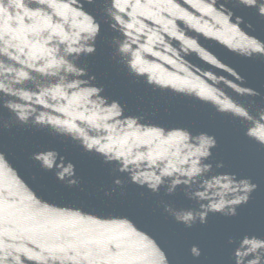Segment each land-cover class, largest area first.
<instances>
[{
    "label": "water",
    "instance_id": "obj_1",
    "mask_svg": "<svg viewBox=\"0 0 264 264\" xmlns=\"http://www.w3.org/2000/svg\"><path fill=\"white\" fill-rule=\"evenodd\" d=\"M120 2L138 5L136 12L143 13L138 18L146 34L139 36L132 50L140 52L144 73L134 75L120 62L113 37L121 41L125 37L110 27L111 20L103 12L110 3L103 0L85 4L101 21L102 29L97 51L81 56L80 66H87L89 74L95 73V83L105 86L104 94L119 99L126 115L141 116L140 123L146 127L163 128L165 135L170 129L184 128L193 134L214 136L217 145L205 161L214 166L208 175L228 173L236 179L250 178L259 187L247 204L239 206L237 216L210 212L207 223L197 221L187 228L175 214L198 209L199 203L186 194L190 190L185 185L168 194V181L155 193L132 183L127 173L116 170L115 163H105L95 151H84L70 137L34 125L31 119L27 124L16 120L3 101H19L0 92V260L4 264H17L13 259L17 255L18 264H89L79 257L45 259L53 232L62 236L74 233L86 241L115 239L121 247L107 243L104 255L109 259L101 264H121L128 258H132V264H235L233 252L237 245L229 243V237L234 242L245 235L264 238V55L248 54L251 41L264 44V16L238 0H215L214 4L213 0ZM25 3L35 6L34 0ZM209 7L218 11H208ZM229 10L233 12L232 22L225 23L219 13ZM237 16L243 18L238 25ZM4 27L0 14V32ZM7 27L16 28V22L8 21ZM149 36L154 43H149ZM180 36L195 42V48H188L187 54L184 49L188 46ZM141 45L151 47L152 52ZM156 52L159 55L153 54ZM130 56L125 54V59ZM0 63L19 67L2 55ZM31 75L32 79L20 87L36 91V85L58 82V78L36 72ZM149 77L152 84L147 83ZM240 88L260 94H241L237 91ZM230 103L245 108L248 116L226 109ZM32 107L37 113L64 118L41 105ZM9 121L12 127L5 128L3 123ZM48 153L52 154L51 169L34 158ZM218 161L224 162L223 168L215 167ZM68 163L74 166V175L58 179L57 172ZM117 178L122 185L115 183ZM70 180L75 183L70 184ZM165 203L170 211H165ZM25 220L45 228L21 232L18 225ZM194 246L202 251L200 257L192 255ZM17 247L23 251L16 252ZM88 247L95 250L104 244ZM53 254L65 255L59 251Z\"/></svg>",
    "mask_w": 264,
    "mask_h": 264
},
{
    "label": "clouds",
    "instance_id": "obj_2",
    "mask_svg": "<svg viewBox=\"0 0 264 264\" xmlns=\"http://www.w3.org/2000/svg\"><path fill=\"white\" fill-rule=\"evenodd\" d=\"M96 3L97 0H34L35 6H32L26 5L25 0H0V14L5 21V27L0 32V55L19 65L12 67L0 63V76L4 77L0 79V92L16 97L19 101L5 100L3 106L13 112L16 120L21 123L27 124L31 119L34 125L50 128L58 135L68 136L79 142L84 151H95L102 155L105 163H115L117 171L127 173L131 182L140 187H147L155 193L168 181L166 191L172 194L177 186L185 185L190 190L186 194L199 203L198 209L175 214L176 220L187 228L193 227L197 221L207 223L210 212L237 216L239 206L249 202L251 194L259 185L250 178L236 179L228 173L208 175L214 166L205 161L212 156V149L217 145L214 136L204 132L193 134L184 128L170 129L165 135L163 128L146 127L140 123L143 121L141 116L126 115L120 100L105 95V86L95 83V73L89 74L88 67L78 63L81 56H89L97 51L102 24L85 7V4ZM103 3H110L109 7L103 9L111 20L110 27L125 37L123 41L113 37L120 62L134 75H142L145 69L140 67V52L133 51L132 44L138 42L140 35L146 34L145 25L138 18L143 13L136 12L138 5H125L120 0H103ZM238 3L255 8L260 16H264V0H238ZM207 10L218 11L214 7ZM219 14L223 15L225 23L232 22L231 10L226 14ZM10 20L16 22V28L7 27ZM26 20L28 23H25ZM236 22L237 25L242 23L243 18L237 16ZM165 31H168L167 28ZM179 39L188 46L184 49L185 54L188 48H195L194 41L184 40L182 36ZM148 40L149 43H154L151 36ZM141 47L152 52L151 47ZM129 53L130 58L125 59V54ZM252 53L264 55V44L251 41L248 54ZM153 54L159 55L158 52ZM32 72L43 77L58 78V82L49 86L36 85V91L20 87L25 81L32 79ZM147 83H153L151 77ZM237 91L241 94H260L245 88ZM33 104L60 113L64 118L43 111L37 113ZM225 108L237 115L248 116L247 110L242 106L230 103ZM261 119H264V114ZM12 125L10 121L3 123L5 128H11ZM51 155L37 154L34 158L41 160L42 166L51 169ZM215 167L223 168L224 162L218 161ZM65 174L74 175L71 163L57 172V178L63 180ZM69 183L75 181L70 180ZM115 183L122 185L119 178ZM105 194L110 195L107 192ZM164 209L170 211L169 205L165 203ZM18 227L21 232L45 228L44 225L29 223L27 220ZM50 239L51 246L46 249L49 256L45 259L53 261L79 257L89 261V264H101L102 260L107 262L109 259L104 255L107 243L121 247L115 239L86 241L76 237L74 233L62 236L53 232ZM228 241L237 245L233 252L235 264H264V238L245 235L235 242L229 237ZM100 243L104 247L95 250L88 247ZM15 251L22 252L23 249L17 247ZM56 251L65 255L53 254ZM191 251L194 257L202 254L195 246ZM68 252L75 255L69 256ZM13 259L18 264L20 257L17 255ZM0 264H4V261L0 260ZM121 264H132V258L122 260Z\"/></svg>",
    "mask_w": 264,
    "mask_h": 264
}]
</instances>
